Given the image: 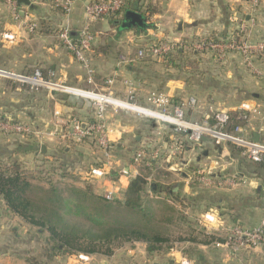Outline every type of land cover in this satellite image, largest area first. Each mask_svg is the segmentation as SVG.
<instances>
[{
  "label": "crops",
  "instance_id": "0c3cea01",
  "mask_svg": "<svg viewBox=\"0 0 264 264\" xmlns=\"http://www.w3.org/2000/svg\"><path fill=\"white\" fill-rule=\"evenodd\" d=\"M89 1L77 0L66 14L54 0H29L28 4L16 0L17 13L11 4L0 0V69L21 75L40 70L45 80L57 86L38 88L0 75V112L31 123L35 130L45 131L34 139L0 132L3 153L8 152L19 162L25 156L35 165L43 160L55 163L56 159L61 160L75 169L72 172L75 176L69 182L90 187V191L102 196L105 190L113 189L116 198L123 199L130 179L117 172L107 180L87 177L95 164L91 146L68 145L69 141L66 143L51 133L55 111L85 119L93 115L88 100L59 89L61 86L93 88L86 81L81 63L59 37L63 26H68L76 36L86 23L95 34L91 57L98 87H104L105 79L114 77L115 92L124 97L128 89L125 81L134 82L140 105H147L146 94L150 90L163 91L174 102L185 101L186 116L201 122L216 110L238 114L244 105L248 108L247 120L242 123L245 135L253 139L257 133L264 142V57L254 58V69L258 71L255 72L237 53L220 58L218 52L205 51L193 57L197 59L198 69L192 74L166 65L165 60L136 57L139 49L156 40L180 41L181 48L188 50L194 39L208 35L228 37L236 28L237 19L246 22L251 37L264 38V0L256 11L241 0H126L120 14L91 21L85 14ZM148 8L154 11L151 15ZM126 12L141 15L144 25H129ZM30 21L37 23L33 32L26 27ZM191 97L198 102L195 108L187 103ZM111 117L118 129L111 137L112 144L122 166L131 163L132 156L128 154L133 137L138 142L136 146H155L174 133L171 126L149 123L148 119L129 112ZM42 144L46 145L45 152L41 150ZM260 164L244 157L234 145H216L209 137L192 144L179 159L166 162L171 177L162 182L172 184L171 192H179L186 198V204L190 202L184 210L199 213L200 224L208 227L205 225L208 214L217 219L213 224L218 232L216 238L213 235L207 240L189 238L183 245L160 255H149L143 242H124L114 246L110 254H58L46 264H181L183 259L188 264H264V248L238 253L223 244L224 241H218L233 224L241 222L253 227L260 221L264 211V165ZM197 169H204L216 178L236 176L245 182L226 188H205L192 180ZM176 183L178 190H174ZM219 225L221 229L215 228ZM32 228L0 199V264H31L30 257L45 261L48 235Z\"/></svg>",
  "mask_w": 264,
  "mask_h": 264
},
{
  "label": "built area",
  "instance_id": "2783aa9c",
  "mask_svg": "<svg viewBox=\"0 0 264 264\" xmlns=\"http://www.w3.org/2000/svg\"><path fill=\"white\" fill-rule=\"evenodd\" d=\"M12 6L14 13H17L18 5L16 0H5ZM77 0H54L59 4L64 12L68 14ZM249 4L251 10L256 11L262 0H241ZM126 5V0H91L85 6V14L88 20H97L121 13ZM237 26L228 37H217L213 39L211 35L203 37L190 44V49L200 52L215 51L219 57L223 58L227 53H237L242 57L244 64L254 69V58L264 57V38L254 39L250 35L244 20H236ZM29 31L33 32L37 28V23L30 21L26 24ZM59 37L66 48L81 63L86 72V81L93 88L82 89L68 86L59 87L60 90L74 94L88 100L93 108L91 118L85 119L78 115L64 116L60 111H55L53 118V131L63 140H71L76 145L89 144L92 146V155L96 158L98 166H91L87 177L97 180H107L112 173H119L121 176L131 179L137 173L142 164L150 165L151 162H169L171 159H179L183 156L192 144L202 142L204 137H209L216 145L232 144L241 154L254 163H264V142H256L245 135L242 126L238 125L230 130L231 113L226 110H216L207 116L203 122H196L189 119L184 111L185 101L174 103L170 96L160 90H150L146 94L147 105H140L136 101V85L134 82L125 81L128 87L124 97L116 94L114 89L115 79H105L104 87H98L95 81L96 69L92 63V49L95 41V34L90 25L86 23L79 29L76 36L72 34L68 26H63ZM181 47L180 41L156 40L149 45L139 49L138 59L153 58L161 59L175 52ZM1 76H10L28 82L33 87L56 88L54 83L45 80L40 70H36L32 75L14 74L4 69H0ZM192 108L197 107V100L191 97L188 102ZM248 108L243 105L238 113L240 119H247ZM121 112H137L149 119L161 120L162 125L171 126L174 131L168 140H163L155 145L151 150L146 149L147 144L135 149L132 155V162L126 166L120 165L119 160L114 155L112 135L118 131L111 116ZM158 120V121H159ZM35 130L30 124L16 120L13 115L0 112V132L26 135ZM192 180L205 188H226L236 186L244 180H238L236 176H224L216 178L204 169H197L193 172ZM149 184L151 178H148ZM241 181V182H240ZM107 200L116 197L113 189L105 190L103 194ZM205 225L213 226L217 221L214 216H205ZM214 228V226H213ZM220 228V225L215 227ZM227 247L233 252H246L255 248H264V211L257 225L247 227L239 223L226 229ZM220 245V244H219ZM188 260L183 259L181 264H188Z\"/></svg>",
  "mask_w": 264,
  "mask_h": 264
},
{
  "label": "trees",
  "instance_id": "16d2710c",
  "mask_svg": "<svg viewBox=\"0 0 264 264\" xmlns=\"http://www.w3.org/2000/svg\"><path fill=\"white\" fill-rule=\"evenodd\" d=\"M148 11L150 15L154 12L149 8ZM211 37L217 38L213 35ZM198 54H201L198 50L180 47L164 60L166 65L177 66L192 74L198 69L197 59L193 58ZM243 122L238 114L231 113L230 130ZM68 141V145H76ZM152 148L149 145L146 147L148 150ZM56 161L57 166L52 167L57 169L58 180L52 176L38 177L16 160L1 162L0 199L24 222L40 232L48 233L45 261L30 257L28 260L31 264H46V261L58 254H110L114 246L135 241L145 243L149 255H160L174 250L179 242L189 239L174 238V231L169 225L173 223L172 213H175V208L158 209L149 198H153V195L170 197V200L179 204L177 209L180 213L183 207L190 205V202L185 203L186 198L181 197L179 192H171L172 184L162 182L171 177L166 163L154 161L150 165L142 164L138 174L130 179L123 199L115 197L107 200L90 191V187L84 188L69 182L75 169L61 160ZM96 161L95 158L93 166H98ZM47 162L43 160L38 166H45ZM36 172L40 173L41 170ZM149 177L153 181L150 184ZM225 237L224 233L218 241H226Z\"/></svg>",
  "mask_w": 264,
  "mask_h": 264
},
{
  "label": "rangeland",
  "instance_id": "374dc122",
  "mask_svg": "<svg viewBox=\"0 0 264 264\" xmlns=\"http://www.w3.org/2000/svg\"><path fill=\"white\" fill-rule=\"evenodd\" d=\"M125 18H126L127 21H131L130 14L128 12H126ZM121 113L123 114L124 112H121ZM129 113H131V112H129ZM131 114H133L135 117L140 118V119H149V118L145 117L142 114H138L137 112H133ZM158 120H156L154 122L163 124L161 120H159V121ZM245 120H247V119H245ZM18 121L24 122L22 120H18ZM195 121L198 122L196 119H195ZM26 123L30 124L34 128V126L31 123H29V122H26ZM240 126L243 127V124H240ZM243 129H244V127H243ZM51 133H53V135L57 136L54 133L53 130H51ZM5 134L23 136L24 139H26V138L34 139L35 136H42V135H44L45 134V131H38L37 130V131H33L32 133L26 134V135L12 134V133H5ZM67 141L68 140H65L66 143H67ZM136 145H138V142L133 137V139H132V146L129 147L130 148V151H129L128 156H132L133 155V153L135 151V148H136L135 147ZM84 149L87 150L86 147ZM0 155H1L0 156V168L2 166L1 162L14 161L12 159L13 157L8 155V152H4L3 153L1 151V149H0ZM114 155H115V150H114ZM22 157H23V160H22L21 163H22V165H24V168L27 169V170H30L31 172H33L34 174H36L38 177L48 176V178H50V176H52L54 180H58L59 179V175L57 174V171H55L57 169L52 167V166H57V163H55V162H53V161H51L49 159L48 162H47V164L45 166H40L39 167L38 165H35V162L32 161L31 159L25 158V156H22ZM90 163H91V161H90ZM37 170H41V172L38 173V172H36ZM152 182L153 181L151 179V183ZM74 184H76V183H74ZM149 198L151 200H153L154 205L158 209H166L167 210V207H174L175 208V210H176L175 213H172L173 223L169 225L170 228H171V230L174 231V238L177 239V238L180 237V238L188 239V238L196 237V239H197L198 237H200L202 240H207V239H211L210 236H212V235L215 236V237H217L218 232L216 233V231H214L213 227H211V226L210 227L209 226L208 227H205L204 225H202V224H200L198 222V219L201 218V217H199V215H198L199 213H197L195 210L192 209L195 212H193L192 210L187 211V208H186V210H184V207H183V212L180 213L179 210L177 209V207L179 206V204L177 202H174L172 199L170 200V197H167L165 195H153V198H151V197H149ZM13 214H15V213H13ZM240 224L241 225H244L241 222H240ZM32 229L34 230V227ZM207 230H208V233L205 232ZM46 234L48 235V233H46ZM184 243H185L184 241L179 242L178 243V246H181ZM133 264H136V263H133Z\"/></svg>",
  "mask_w": 264,
  "mask_h": 264
},
{
  "label": "water",
  "instance_id": "95a60500",
  "mask_svg": "<svg viewBox=\"0 0 264 264\" xmlns=\"http://www.w3.org/2000/svg\"><path fill=\"white\" fill-rule=\"evenodd\" d=\"M17 1L19 3H25V4L29 3V0H17ZM129 14H130V17H131V21H129V23H128L129 25H131V24L140 25V26L144 25V21H143V18L141 17V15L133 14V13H129ZM148 122L149 123H153L154 120L153 119H148ZM253 140L256 141V142H259L260 141L259 134L255 133L254 137H253ZM41 150H42V152L46 151V145L45 144L41 145ZM178 188H179V183H176L174 190H178ZM154 264H158V263H154Z\"/></svg>",
  "mask_w": 264,
  "mask_h": 264
}]
</instances>
